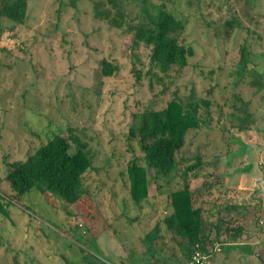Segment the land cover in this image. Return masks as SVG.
Listing matches in <instances>:
<instances>
[{
    "label": "rangeland",
    "instance_id": "1",
    "mask_svg": "<svg viewBox=\"0 0 264 264\" xmlns=\"http://www.w3.org/2000/svg\"><path fill=\"white\" fill-rule=\"evenodd\" d=\"M95 1L28 0L24 24L10 30L12 22L0 21L1 190L11 191L4 160L24 158L60 125L71 144L70 136H78L92 153V167L84 177L94 197L65 204L32 188L16 202L5 200L10 214H0V264H120L126 256L122 243L128 249L135 244L139 251V235L167 209L168 188L157 191L151 182L148 199L140 207L130 199L126 163L140 152L134 140L126 139L128 125L134 112L163 107L175 91L184 98L191 87L199 96L211 89L213 122L192 130L181 154H219L216 173L229 172L225 185L234 188L218 203L253 202L245 214L249 228L239 244L221 247L206 264H264V207L254 205L264 192V167H259L264 164V90L250 85L252 78L261 82L264 77L249 73L253 66L264 71V0H123L127 14L136 20L143 6L150 13L163 8L185 21L178 37L193 47L194 54L185 66L172 67L163 84L154 77L135 79L130 71L131 34L93 17ZM230 4L256 29L249 42L255 56L245 64L239 81V49L246 31L226 34L214 27ZM139 56L148 67L144 48ZM104 57L121 63L111 76L100 73ZM235 93L249 102L244 124L228 115ZM221 109L223 117L218 119ZM224 120L226 126L249 123L254 129L239 131L233 126L234 139L220 136ZM228 139L232 148L227 152ZM210 215L228 218L222 210ZM137 216L140 222L130 221ZM80 234L94 238L86 243Z\"/></svg>",
    "mask_w": 264,
    "mask_h": 264
},
{
    "label": "trees",
    "instance_id": "2",
    "mask_svg": "<svg viewBox=\"0 0 264 264\" xmlns=\"http://www.w3.org/2000/svg\"><path fill=\"white\" fill-rule=\"evenodd\" d=\"M122 1H95L92 8L93 17L131 34L130 71L137 81L142 76L154 77L158 83L163 84L172 67L185 66L188 58L194 54L193 47L184 44L178 37L184 30L185 21L163 8H157L154 13H150L143 6L140 11L141 17L136 20L127 14ZM221 8L219 6V9ZM27 13L28 0H0V21L5 19L12 22L10 30L14 26L24 24ZM214 27L226 34L235 29L246 31L239 49L240 69L237 70L236 79L239 81L243 78L245 64L252 61V57L255 56L249 42L250 38L253 39L256 29L243 22L232 4L226 7ZM2 30L4 29L0 24V33ZM142 48L147 52L148 67L140 60L139 52ZM120 67L121 63L117 60L104 57L100 61L99 69L101 75L107 77L116 73ZM249 73L252 76L264 77V71L259 73L254 66ZM256 78L250 80V85L255 86V91L264 90V81H256ZM210 93L211 89L207 91L206 96H199L194 87H191L182 98L175 91L163 107L145 108L132 114L126 139L128 142L134 140L140 153L138 155L134 153L126 163L129 197L137 207H140L148 199L152 182L157 191H163L164 187L168 188L165 191L168 206L162 216L139 235L137 239L139 251L135 244L130 249L121 244L126 256L119 262L120 264H187L197 249L211 252L209 255L211 259L217 252L212 250L215 243H218L219 250L225 245L236 246L239 244L240 236L248 230L245 214L248 205L253 204L252 201L232 202L226 199L218 203L220 196L228 197L230 192V188L224 187L223 178L212 174L220 167V155L215 154V157L209 158L204 153L181 154V149L187 144V138L192 130L211 127L213 102ZM233 99L235 103L230 105L228 115L231 118H238L239 122L244 124L249 115L247 110L249 102L237 93L233 94ZM236 112L242 113V117H237ZM222 117L221 109L218 119ZM225 123L226 120L218 130L219 135L234 139L231 127L237 125L229 122L226 126ZM243 124L237 126L239 131L254 129L249 123ZM24 127L28 129L27 125ZM61 129L59 125L57 130L47 133L45 140L28 151L24 158L4 160V177L11 191L4 193L0 187L1 215L8 217L10 214L7 208L9 201L5 200L16 202L32 188L38 189L43 195L62 199L65 204H74L84 196L92 199L91 201L94 200L84 177L92 167V153L82 138L70 136L73 142L71 144L61 134ZM29 131L34 133L32 130ZM225 142L228 152L232 148L230 147L232 141L228 139ZM262 163L259 167H264ZM193 178H201L202 183L197 188L190 189L189 181ZM195 195L198 198L196 204ZM258 198L254 205L264 207V192ZM205 208L208 211H205ZM215 210L232 215L227 219L220 215L211 218L210 213ZM138 218L137 216L130 221L140 222ZM72 232L63 231L68 236H73L72 234L77 236ZM78 238L91 243L94 237L80 234ZM255 250L260 256V251ZM67 262L68 260H65V263Z\"/></svg>",
    "mask_w": 264,
    "mask_h": 264
},
{
    "label": "crops",
    "instance_id": "3",
    "mask_svg": "<svg viewBox=\"0 0 264 264\" xmlns=\"http://www.w3.org/2000/svg\"><path fill=\"white\" fill-rule=\"evenodd\" d=\"M222 172H223V170H221ZM219 172V173H216V171H213L212 172V174H216L217 176H220V177H222L223 178V185H224V187H226V188H234V186L232 185H225V183H227V178H229V176H228V174H229V172H226L225 171V173H222V172ZM195 179H200V181L199 182H195L194 183V181L193 180H195ZM244 181V179H243V177H242V179L241 178H239V181H238V187H239V184H242V182ZM252 181V184H255L256 183V180H251ZM201 183H202V180H201V178H193V179H191L190 181H189V187H190V189H195V188H197L198 186H200L201 185ZM236 183V182H235ZM218 190V189H217ZM217 190H214L215 192H217ZM220 190V189H219ZM214 196V195H213ZM198 197H199V195H198ZM195 199H197V196L195 195V198H194V200ZM195 204H196V202H195ZM228 216H230V215H232V213H230V214H227ZM60 230V229H59ZM257 254V253H256Z\"/></svg>",
    "mask_w": 264,
    "mask_h": 264
},
{
    "label": "built area",
    "instance_id": "4",
    "mask_svg": "<svg viewBox=\"0 0 264 264\" xmlns=\"http://www.w3.org/2000/svg\"><path fill=\"white\" fill-rule=\"evenodd\" d=\"M262 177H263L262 179L264 180V169L262 171ZM212 250L213 251H219L218 243H215V245L213 246ZM210 253H207L205 251L197 249V250H195V252L193 253V255H192L191 259H190V261L187 264H206L208 259H209Z\"/></svg>",
    "mask_w": 264,
    "mask_h": 264
}]
</instances>
